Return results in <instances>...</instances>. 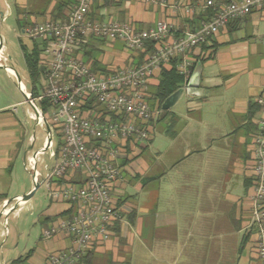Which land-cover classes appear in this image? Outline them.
<instances>
[{
	"label": "crops",
	"instance_id": "1",
	"mask_svg": "<svg viewBox=\"0 0 264 264\" xmlns=\"http://www.w3.org/2000/svg\"><path fill=\"white\" fill-rule=\"evenodd\" d=\"M3 2L0 13L6 19L0 27L1 38L2 29H11L19 39L29 42L28 47L23 45L27 51L34 44L41 52L46 43L28 39L24 32L34 24L64 22L73 0ZM202 2L103 0L91 7L90 19L96 23L133 22L141 30L165 22L175 30L171 38L176 39L187 29L197 30L205 21L207 12L201 9ZM11 15L14 24L9 26L6 22ZM263 36L264 21L252 15L231 22L209 44L193 49L184 57L187 63L184 79L193 87L184 88L182 93L185 111L178 114L170 109L153 126L154 132L163 124V133L171 140L163 152L160 174L150 175L151 166L141 160L151 140L144 148H126L129 156L119 161L121 179L114 183L111 197L117 207L128 211L116 235L90 250L94 252L93 260L99 252L108 264H262L256 258L255 237L249 229L252 192L249 150L260 116L255 99L264 95ZM90 46L95 49L93 59L98 68L107 73L139 66L152 53L140 58L148 49L147 44L142 51L131 53H125L120 43L93 41ZM5 52L2 43L1 65L13 67L7 63L10 58ZM176 62H182V57ZM170 68L171 64H163L153 72L148 92L157 86L161 69ZM0 70L8 82H15L9 72ZM18 92L10 96L0 89V211L11 200L16 167L19 162L24 167L26 158L32 157L29 151L36 140L35 128L30 126V111L19 89ZM17 107L21 108L20 113ZM172 117L175 122L171 121ZM142 178L148 180L142 182ZM136 181L142 185L139 190L149 183L156 184L149 205L139 206L137 197L126 193L127 186ZM33 187L31 177L29 189L12 199L28 194ZM69 209L66 203L51 202L43 215L44 223L49 228L54 219L69 214ZM52 238V252L70 245L68 237L62 234ZM120 247L123 254L118 252ZM49 254L43 256L41 264H45ZM25 258L29 263L34 260L31 252Z\"/></svg>",
	"mask_w": 264,
	"mask_h": 264
},
{
	"label": "built area",
	"instance_id": "2",
	"mask_svg": "<svg viewBox=\"0 0 264 264\" xmlns=\"http://www.w3.org/2000/svg\"><path fill=\"white\" fill-rule=\"evenodd\" d=\"M101 1L73 0L64 22L46 21L24 32L26 38L46 43L41 47L39 62L43 68L42 92L31 99L38 106L41 101L51 106L47 114L42 113V125L50 131L51 145L37 152V157L46 153L50 163L43 185L49 200L74 207L70 215L43 231L44 239L62 234L70 240L66 249L49 254L45 264H75L94 246L107 243L114 224L122 222L128 210L117 207L111 192L121 179L119 161L129 156L126 146L146 147L152 125L161 115V110L151 107L147 100L153 72L182 57L176 69L186 77L184 57L190 51L209 44L231 22L252 15L264 21V0H203L201 9L210 16L197 30L187 29L173 39L175 30L165 22L141 30L133 22L91 21V7ZM5 19L2 14V23ZM93 41L120 43L129 53L142 51L149 41L155 45L141 65L100 74L81 58L82 49ZM186 85L185 81L183 88ZM255 104L260 116L249 150V229L255 237L256 258L264 264V95L256 98ZM87 105L89 109L84 108ZM95 107L99 111L93 110ZM55 130L60 142L53 145ZM37 162L30 157L24 163V169L32 172L33 183L41 178Z\"/></svg>",
	"mask_w": 264,
	"mask_h": 264
},
{
	"label": "rangeland",
	"instance_id": "3",
	"mask_svg": "<svg viewBox=\"0 0 264 264\" xmlns=\"http://www.w3.org/2000/svg\"><path fill=\"white\" fill-rule=\"evenodd\" d=\"M3 6L4 2L3 0H0V12H3ZM3 24L4 22L2 23L0 16V27ZM12 24H14V17L11 15L7 19L6 25L10 26ZM1 33L3 38L2 43L6 47V52L4 54L7 58H10L11 61L10 62L8 60L9 62L7 63H11V65H13V67L15 68V71L19 72L21 80L23 82L22 85L24 84L23 88L27 92V94H29L31 87L29 79L26 75L27 72L23 59V52L21 50V45H26L28 47L29 42H27L26 39H19L17 37V34L11 29L8 31L2 29ZM124 51L125 53H129L125 49ZM0 89L3 93L10 96H14L16 93H19L17 83L8 82L4 76L3 70H0ZM25 105L28 107L31 114L30 126H34L36 132V140H34L35 142H33L32 147L29 151L33 157L34 154L37 151L41 150L43 145L45 144V127L42 124L41 127L37 124V120L34 117L33 111L29 108L26 102ZM185 108V96L184 94H181L177 103H175V105L171 108V111L181 114L185 111ZM20 109V107H17L19 113L21 111ZM162 127H164V125L160 124L156 127V130L154 132L152 130V133L149 135L151 138V143L141 157V160L144 163L151 166L150 175L160 174V171L162 169L161 165L163 162V152L166 150V148L169 147L171 143V140L163 133ZM59 138L60 135L54 132L53 145L60 142ZM37 161V170L41 174V178H38L37 181H40L44 179V176L46 175V172L50 167V163L47 159L46 153H44L43 155H39L37 157ZM31 175L32 172H30L29 170H25L23 167V163L19 162L14 171L13 191L11 192V197L9 199H12L15 194H22V192L29 189ZM155 185V183H149L144 189L139 190L138 187L142 185H140L139 181H136L135 184L127 186L126 193L130 196H136V203H138L139 206L149 205L153 192L155 191ZM26 195V193H23L22 196ZM51 202L52 201L49 200L48 197V192L42 182V184L38 187V189H36L32 197L28 201H26L22 206L19 205L15 207L16 209L9 213V215L6 217V220L4 218L0 219V264H11L12 261L17 260L20 257L24 260L26 255H28V253L30 252L32 256H34V260H32L31 263L22 261L19 264H41L43 256L54 251V247L51 246V244L54 242V239H44L42 237L43 231L48 228V225L44 223L43 215L50 208ZM12 206H15L14 202L8 204L5 207V212L11 209ZM118 252L123 254V247L122 250L120 247V249H118ZM106 261L107 258L97 252L95 254L94 260L92 261V264H108ZM109 264L112 263L110 262Z\"/></svg>",
	"mask_w": 264,
	"mask_h": 264
},
{
	"label": "trees",
	"instance_id": "4",
	"mask_svg": "<svg viewBox=\"0 0 264 264\" xmlns=\"http://www.w3.org/2000/svg\"><path fill=\"white\" fill-rule=\"evenodd\" d=\"M214 1L220 2L222 0H214ZM209 16H210V12H207L206 18ZM88 17L90 18V14ZM146 44L148 46V49H146V51L140 55L141 59H143L144 55L154 51V45H155L154 42L149 41ZM204 46L205 45H202L200 47H204ZM89 47H90V49L88 50L87 48H89ZM21 50L23 52V59H24V63H25L27 77L29 79L30 87H31V90L29 93L32 94L33 98L39 97L41 92H42L41 80H42V74H43V68L39 65L40 52L38 51L37 46L34 44H33L31 51H27L23 45H21ZM94 50L95 49H93V47H91L90 45L87 47H84L82 49V52H81V58L84 59L85 63L90 65L92 71H94L95 73L106 74L107 72L98 68V64L94 61V59H93V57L95 55ZM176 64H177V62H176V60H174L171 62V68L169 70L161 69L157 86L151 92L147 91V100H148V103L150 104L151 107H156L159 110H161V105L164 102V100L166 98H168L171 94L176 92L178 89L183 87V85L185 83V79H184L183 75L178 73V71L176 69ZM39 108H40L41 112L45 115L50 111L51 106L49 105L48 102L41 101L39 103ZM84 108L89 109L90 107L87 105ZM93 110L99 111V107H95ZM167 113H168V111H162L161 110L162 116L160 115V117L157 120L158 121L160 119L162 120L167 115ZM171 121L175 122V119L172 117ZM154 123L152 126H154ZM173 125H174V123H173ZM255 129H256V125H255ZM55 132L57 133V130H55ZM127 147H129V145L126 146V148ZM141 180H142V182H146L148 179L142 178ZM62 181H64V180H62ZM73 211H74V207H70L69 211L67 212L69 214L61 215L58 218L63 219L65 216L70 215ZM59 219H54L52 223L56 222ZM119 224H120L119 222H116L114 224L113 228L111 229V232H112L111 237L116 235V230H117ZM28 254H30V253H28ZM93 255H94L93 251H87L86 253H84V255H82L80 257V259L75 264H92ZM25 260H26V258L24 260L19 258L15 261H12L11 264H19Z\"/></svg>",
	"mask_w": 264,
	"mask_h": 264
},
{
	"label": "water",
	"instance_id": "5",
	"mask_svg": "<svg viewBox=\"0 0 264 264\" xmlns=\"http://www.w3.org/2000/svg\"><path fill=\"white\" fill-rule=\"evenodd\" d=\"M1 15H2V13H0V16ZM1 46H2V38H1V35H0V50H1ZM0 68L4 69L6 71L7 70H11L13 72V74H14L13 78H14L15 82L17 83V87L19 89V86L22 84V80L19 77V75L17 74V72L13 69V67H11L9 65H6V64H2V65H0ZM188 88L189 89L193 88L190 82H188L187 86L185 87V89H188ZM185 89L184 88H180L176 92L171 94L168 98H166L164 100V102L162 103V105H161V110L162 111L170 110L175 105V103L177 102V100L179 99V97L181 96V94L183 93V91ZM20 92L22 93V95H23V97L25 99V102L28 104L29 108L33 111V113L35 115V118L37 120V124L41 127L42 126L41 124H42V121H43V115H42V112L40 111L39 106L35 102L31 101V99L33 98L32 94L31 93L28 94L29 95V99H28V97H26L24 91L20 90ZM44 130H45V134L47 136V141L43 145L42 150H46L51 145L50 131L48 130L47 126H45ZM37 152L33 156L34 160L37 159ZM31 177H32V179H34L33 175H31ZM42 182H43V180H40V181L35 180L33 189L26 196H21V197H18V198H14V199H11L10 201H8L7 203H5V205L3 206V209L0 211V219L4 218L6 220V217L9 215V213L16 209L15 207H17L19 205H23L26 201H28L32 197V195L34 194L36 189H38V187L42 184ZM12 202L15 203V206H12L11 209H9L8 211L5 212V210H4L5 207L8 204H11Z\"/></svg>",
	"mask_w": 264,
	"mask_h": 264
},
{
	"label": "bare ground",
	"instance_id": "6",
	"mask_svg": "<svg viewBox=\"0 0 264 264\" xmlns=\"http://www.w3.org/2000/svg\"><path fill=\"white\" fill-rule=\"evenodd\" d=\"M3 48V47H2ZM0 56H2V55H0ZM7 72H9V74L11 75V76H13L14 74H13V72L11 71V70H7ZM19 89L21 90V91H24V93H25V95H26V97H28V94H27V92L24 90V88H23V85L21 84L20 86H19ZM5 221V220H4Z\"/></svg>",
	"mask_w": 264,
	"mask_h": 264
}]
</instances>
